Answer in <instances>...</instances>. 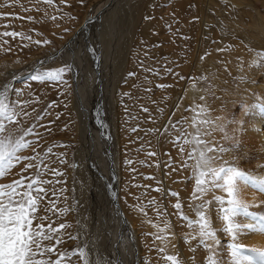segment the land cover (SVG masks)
<instances>
[{"label":"rangeland","instance_id":"1","mask_svg":"<svg viewBox=\"0 0 264 264\" xmlns=\"http://www.w3.org/2000/svg\"><path fill=\"white\" fill-rule=\"evenodd\" d=\"M96 1L97 0H83L81 3V0H65L64 3H61V0H54V3L46 4L37 2V0H0V32L7 31L23 34L15 39L11 36L0 37V91L4 90L5 82L12 71H19L33 61L32 59H38L59 48L64 41L69 38V35L79 24L82 17L90 11L91 5ZM130 1L132 0L118 1L117 5L113 7L115 9L109 10V14L106 12L109 16L104 19V22L102 21L103 19L98 21V24L102 22L104 24V26H102V24L99 25L98 33L100 35L97 36V39H100V42L94 39V41H92L94 46H89L90 49L88 48V50L90 51H87V55L85 51L87 47L85 44L90 41L91 36L85 37V30H82L83 35L79 37H83V41L81 42V40H79L80 42L74 46L76 48L78 47V51L76 52L73 48L75 55H79L73 57L75 60L72 58L74 62L73 68L71 65L64 63L56 66H49L47 68H38L31 73L51 71L63 67L66 69L63 73V81H32L29 79L30 74L24 79H17L14 81V85H10L11 89L15 88L21 90L19 96H17L12 94L10 89V99L26 102L23 104V110L28 113V115H21L19 117L18 125L12 126L21 129L31 127L35 133L40 134L39 137L36 135L27 137L29 140L37 141L39 146H32L36 148V152H33L32 147H30L24 150L21 155L34 156L37 152L43 154L46 149L49 147L52 148V152L48 153L47 159L44 161V163L48 165V170H45L43 166H41L40 170L45 173L43 178L49 179L53 183L51 185L42 186L45 188L55 187L58 195L57 197H52L49 193L44 203L47 205L48 200L56 199L59 208L70 206L72 211L68 212L65 216L57 219L56 215L52 213H49V215H52L53 220H56V224L67 223L72 225L70 228L61 230L62 232L71 233L74 236L77 235V229L79 228L77 221L81 223L83 221L92 220L94 218V209L92 208L94 207L97 211L98 206L104 204V202H102V193L95 190L93 192L84 181L79 182L77 171L76 157L78 156L77 152H81L84 149L80 139L83 129L86 126V121L81 114L84 111L83 107L75 101V95L72 92L75 90V80L77 78H84L87 75L89 78L88 87L90 91L94 89L95 98H98L97 101L92 104L95 115L92 120V125L96 124V126H98L100 124L103 128V132H105L107 136H111L108 135L110 130H113V132L117 130L116 132L120 134L114 133L117 143V152L113 151L114 154L116 152L117 167L120 171L118 173L120 183L118 187L119 194L117 193V202L120 200L118 204H121L122 210H124L123 212L127 215L130 223V220L134 218L132 216L134 215V211L140 214L141 220L143 221L139 223V219L137 224L133 223V227L138 235L135 240L128 238V242L125 241L126 245L129 246V244L133 245L135 243L134 247H136L137 244V248L139 249L137 253L139 260L138 264H168L163 257L165 254H173L166 249V245L161 244L157 247V240L155 239L157 236L161 235L160 237H162L164 234L163 237H167L168 235V237H170V235L172 237L173 235V233L169 232L168 228L165 229V226H162L166 223L168 224L169 219L166 218L168 216L164 205L169 207L172 216L175 217L177 221L178 234L177 232L175 234H177V238L180 239V241H184L181 243L185 249L187 247L191 254L193 252L191 247L195 245L199 247L200 245L198 239L190 238L195 235L193 228L182 218L181 210L174 207L179 201L182 206L183 214H186L190 219L194 217V212L186 203V193H184L183 196V192L179 188H175L174 185L170 183H167L166 186L160 180L162 177H160L159 174L164 173V175H167L169 169L170 172H175V170L172 167L174 162L170 151L173 129L169 117H167L170 112V106L167 110L163 105V98L160 96L162 94L164 95L166 90L168 93L170 87L161 88L158 87V85H172L174 82L172 78L173 73H168L167 69L172 68L174 71L176 69L179 77V80L177 79L178 81L184 82L191 80L194 83L197 81L198 86L204 91L207 97V104L213 109L212 115L214 117H219L227 121H231L235 118L242 122L241 126L243 125L242 127L244 129L250 119L254 118L255 122L260 119L259 121L262 122L260 131L263 132L262 135L264 136V111L259 107L260 105H264V96L260 98V95H264V66H261L259 63H252L253 60L259 59L256 56V52L264 51V36L259 26L260 23L264 25V0H241L240 5L242 6H239V8L235 5L232 7L233 4L228 0H214V2H211L213 4L210 3L209 6H206V8H208L207 14H209V22L207 21L202 28L204 30L202 31V35L204 36L202 37L203 40L201 39L202 47H200V50H202L201 56L205 57L201 60L203 63H201L202 65L200 64V66L193 62L191 56H188L191 55V53L182 54L180 57H177L176 60H173V62L169 57L172 56L171 54L173 53L170 50L181 43L186 47V44L192 42L193 44H190L194 46L195 49L197 48L195 39L196 35H199V11L201 9L200 5L202 6L203 4V0H150L148 4L143 5L142 10L138 13V17L130 14L131 10L128 7ZM127 8L130 10L129 12ZM28 17H32L33 20H29ZM52 17H55V19L53 20ZM238 17L241 19H237L239 24L237 20H235ZM226 18L228 20L231 18V21H227ZM241 21L245 24H242ZM229 22L235 24H232L233 26L231 27L227 24ZM98 24L92 25L94 27L91 28L93 31L92 36L97 31ZM3 25H8V27H2ZM239 29L242 30L239 31ZM115 36L120 38L119 42L124 48L129 44L127 49L128 53H126L129 63L123 68L124 72L122 71L123 74H121V78L117 80L113 75L115 71L113 67V61L116 56L115 50L111 51V49L108 48V44L113 41ZM25 37H31V39H26ZM86 39H88V41ZM208 39L212 42L210 40L208 41ZM5 40L7 43H2V41ZM45 40L49 41V43H43ZM36 41H40V43L37 44ZM96 41H98L97 45ZM221 43L222 45H220ZM215 45L216 47L217 45L223 47V51H219L216 55L208 51L211 46L213 47ZM84 48L86 49L84 50ZM205 53L207 54L204 55ZM101 54L103 56H101ZM90 58H92L93 62ZM250 58L252 60H250ZM109 59L112 61V64L109 62ZM182 62H184V64H182ZM91 64L94 65L92 66ZM172 64H174V66ZM100 65L101 68H99ZM90 66L91 68H89ZM194 68L199 69V73H197V69ZM75 70L76 74H78L77 78L74 74ZM194 70L197 72L194 73ZM130 73L134 75H129ZM16 75L18 74H15V76ZM181 76L185 77V79H180ZM242 76L245 78L241 79ZM200 77H206L207 79H200ZM195 78L196 80H194ZM170 80L171 83L169 82ZM2 85H4V87ZM79 85L78 88H80L81 93L84 94L85 92L84 95L88 97L86 90L81 88L82 84ZM206 89L214 92L215 96L210 95L209 91H205ZM105 90H107V92H105ZM107 98L108 101L111 100L115 103L113 104L115 108L112 107L111 109L113 118L106 117L107 109L105 100H107ZM97 102H99L98 112L95 110ZM49 105H51V107H49ZM254 105L256 107H253ZM145 108L148 109L147 112L144 111ZM185 110H187V106H185ZM79 112L81 113L79 114ZM222 114H226L224 115V117H226L224 118ZM38 116L42 117V119L37 120ZM230 121L227 122L226 125H228ZM83 122L85 123L82 124ZM97 123L99 124L97 125ZM111 123V126L108 125ZM81 124L83 125L82 127ZM104 124L106 126L105 128L108 127L106 131L103 127ZM166 125L167 131H165ZM233 126L235 127V125ZM134 128L137 129V131L134 132ZM47 129H51V131ZM150 129H158V131L153 133L149 131ZM243 133H246V130ZM242 138L243 135H241L240 139L242 140ZM107 139L110 141L111 137ZM217 141L219 140L217 139ZM100 143L102 144L101 148H104V142L102 143L101 141ZM181 143H183V141H181ZM243 145L244 147L242 150L237 153L243 157L240 161V166L243 169L255 171L258 174H264V168L258 167L260 163H264V138L262 137L257 147H248L244 143ZM95 148L98 152L100 151L99 145H96ZM149 152H155L156 155L149 156ZM224 159H229V155H225ZM61 161H63V163H61ZM128 161H131V163H128ZM32 162L38 163L39 161ZM27 163H29V161L18 163L4 178H0V184H7L12 180L19 179L22 175H33L35 169H29L27 172L21 171ZM157 166L159 173L157 172ZM52 168L57 169L58 172L63 173V175H52L50 171ZM83 174H85V171ZM189 176L190 171L187 173L186 179ZM177 180H179V177ZM191 180L192 179L189 180L188 178L186 181ZM56 181H59V183H56ZM61 188L64 189L62 194L59 193V189ZM156 188H159L160 191H155L154 189ZM194 189L195 182L192 180L190 192L192 193ZM249 189L258 192L252 188ZM171 192L179 193L177 196L173 197L170 194ZM258 193L264 195V193ZM221 194L222 193H219L218 195ZM205 198L211 199V194ZM152 200H155L156 205L149 204V201ZM165 200L167 204H165ZM161 204L163 205V209H161ZM111 206L112 204L109 205L108 208ZM151 206H153V209ZM141 209H143V211H141ZM251 210L264 211V206L261 208H252ZM157 211L160 213L159 216L155 215ZM40 214L43 215L44 213L41 212ZM141 214L144 216L142 215V217ZM164 215H166V217ZM163 217L165 218L163 219ZM147 218L149 220L151 219L152 225L155 221L156 223L160 222L158 223L159 227H157V225H149V220H147ZM164 220L165 222H163ZM242 221L250 222L248 220ZM56 224L53 226L55 227ZM161 226L164 231L159 230L160 228L162 229ZM82 236L83 234L80 235V239L86 240V237ZM185 237L188 238V245V242H185ZM221 241L227 244L230 240L221 237ZM77 243V240H69L67 236H64V243L58 246V251H63L65 249L72 250L76 247ZM147 243L149 244L148 246ZM238 243L245 247L252 248L248 244H243L242 242ZM161 248L166 250L160 252L159 249ZM96 254H98V252L94 253L93 258H96ZM206 254L207 256L209 255L208 252ZM224 255L225 259H227L226 253ZM53 259H55V257H53ZM77 259V257L72 258L73 264H75ZM199 260L196 258L197 262L195 264H199ZM161 261H163V263H161ZM180 261L182 260L180 259ZM182 264H184L183 261Z\"/></svg>","mask_w":264,"mask_h":264},{"label":"snow or ice","instance_id":"2","mask_svg":"<svg viewBox=\"0 0 264 264\" xmlns=\"http://www.w3.org/2000/svg\"><path fill=\"white\" fill-rule=\"evenodd\" d=\"M37 2L52 4L54 0H37ZM64 2L65 0H61V3ZM82 2L83 0H81ZM28 19L33 20L32 17H28ZM52 19L54 20L55 17ZM2 27H8V25ZM22 35L18 32H0V37L11 36L14 39ZM25 38L31 39V37ZM2 43L6 44L7 41H2ZM36 43L39 44L40 41H36ZM43 43L47 44L49 41L45 40ZM217 51H223V49ZM256 56L259 59L253 60L252 63L264 66V51H257ZM203 58L201 57V59ZM65 70L62 67L51 71L35 72L29 76V79L40 82L63 81ZM167 72L172 73L173 70L169 68ZM129 75L134 74L130 73ZM244 78L241 77V79ZM180 79L185 78L181 76ZM200 79L207 78L200 77ZM158 87H171V85H158ZM192 87H195V83L192 84ZM20 91L15 88L11 89V93L17 96ZM205 91H209L210 95L215 96L214 92L208 89ZM200 100L205 103L196 105L192 109L194 115L191 121L182 118L193 131L190 133L182 131L179 136H175L170 141L174 146L179 147L182 154L187 149L186 159L180 167L189 169L190 176L188 178L195 182V189L191 193L192 203L189 204V208L195 215L190 219L186 214H183L179 201L174 207L181 210L182 218L193 228L195 235L191 239H198L199 245L209 253L206 264H264V249L248 248L236 242L237 237L242 233H264V211L251 210L254 207L258 208L259 205L250 204L241 198L243 188H252L264 193V174H258L240 166L243 157L237 153L244 147L240 139L245 131L241 127L242 122L234 118L226 125L225 120L212 115L213 109L207 104L205 96H200ZM24 103L26 102L10 99L9 87L0 91V178H4L18 163L23 161H29V163L25 164L22 172L35 169L31 176L22 175L19 179L12 180L7 184H0V264H73V257L78 258L75 264H110L109 260L103 259L99 254L93 258L96 253V241L93 238L80 239V234L84 232L83 224L77 221L78 234L74 236L61 231L72 227V225L56 224V220H53L52 215H49L52 213L58 219L72 209L70 206L59 208L56 199L48 200L47 205L44 203L49 193L52 197L58 195L55 187L45 188L42 186L53 183L49 179H44L45 173L40 170L41 166L48 170V165L44 161L47 159L48 153L52 152V148L49 147L43 154L37 152L34 156L21 155L24 150L33 145L39 146L36 140H29L27 137L40 136L31 127L21 129L12 126L19 124L21 115H28L23 110ZM259 107L264 111V105ZM144 111L147 112L148 109L145 108ZM39 119L42 117L38 116L37 120ZM169 119L171 121V117ZM179 123V121L176 122V124ZM176 124H173L172 127H175ZM47 130L51 131V129ZM133 131L135 132L137 129L134 128ZM149 131L155 133L158 129ZM165 131H167V125ZM217 132L221 134L219 141L215 139ZM32 151L36 152V148L32 147ZM148 155L155 156L156 153L149 152ZM225 155H229V159H224ZM32 161L39 162L33 163ZM258 167L264 168V163H260ZM50 171L54 176L63 175L55 168ZM154 190L160 191L159 188ZM63 191V188L59 189V193L62 194ZM217 192L222 194L217 195ZM170 194L173 197L178 195L176 192ZM209 194H211V199H206L205 197ZM149 204H155V200L149 201ZM213 211L216 219L222 223L221 228H215L213 225ZM41 212L44 214L41 215ZM157 215L159 216L160 213L157 212ZM242 220L250 222L243 223ZM54 224H56L55 227ZM168 227L169 225L166 223L165 229ZM160 231H164V229H160ZM218 233L230 237V241L224 244ZM64 236H67L69 240L78 241L74 249L58 251V246L64 243ZM156 239L163 240L164 238L157 236ZM185 242H188L187 237H185ZM225 249H227V259L222 254ZM159 251L164 252L165 249L161 248ZM163 258L168 264H182L178 255L165 254ZM119 264H124L123 259L119 260Z\"/></svg>","mask_w":264,"mask_h":264},{"label":"bare ground","instance_id":"3","mask_svg":"<svg viewBox=\"0 0 264 264\" xmlns=\"http://www.w3.org/2000/svg\"><path fill=\"white\" fill-rule=\"evenodd\" d=\"M102 1V2H101ZM120 1V0H100V4L99 5H96L94 11H93V7H91L90 11L88 13H86V15H84L82 17V19L80 20L79 24L76 26V28L73 30V32L69 35V38L72 36V34L76 31L77 28H80L81 25L83 24L84 20L86 19V17L88 16H91V13L93 12H99L97 13L96 17L94 20H92L91 22L88 23L87 26H84L83 28L81 27V29H77L79 32H77V36H76V33H75V40L73 39L72 41L69 42V46L67 47H64L62 53L60 55H58V57H52L54 55V51H51L50 53H48L47 55H50L51 57L49 58V62L47 64H45L43 66V68H47L49 66H56V65H60V64H64V63H67L69 65L72 66L73 68V65H74V62L72 60V58L75 56L77 57L78 54L75 55L74 51H73V48L75 49V51L77 52V48L74 47L78 42H80L79 40H81V42L83 41V37H79V36H82L83 34H81V30H85L84 33H85V37L86 36H91L90 38V41H88V39H86L87 41V44L86 47L89 48V46L93 47L94 45L92 44V41H94V39L96 40L97 39V36H99L100 34L98 33V30H99V25L102 24V26H104L103 22H104V19L106 17H108L109 15H107V13L109 14V10L111 9H115L113 8L115 5H117V2ZM150 0H132L128 3V12L130 11V14L133 15V16H139L138 13H140V10H142L143 8V5H146L149 3ZM226 1V0H225ZM230 1L232 5V7L235 5L237 8H239V6H242L240 5L241 3V0L240 1H236V0H228ZM244 1V0H242ZM211 2H214V0H203V4L202 6L200 5V11H199V28L200 30L198 31L199 32V35H196V39H195V44H196V49L194 46H192L190 43L186 44L187 46L185 47V45H182L179 44L178 46H175L173 49H171L170 51H172L173 53L171 54L172 56H170L169 58H171V61L173 62V60H176L177 57H180L182 54H189L191 53V55H188V56H191V58H193V62H195L196 64H198L200 66L201 63V54H202V50H200V47H202V37L204 35H202V31H204L202 28L203 26H205V24L207 23V21L209 20V14H207V11H208V8H206V6L210 5ZM221 2V1H220ZM244 3V2H243ZM184 4V3H183ZM213 4V3H211ZM223 4H224V1H223ZM228 4V3H227ZM226 4V5H227ZM245 4V3H244ZM180 5V3H179ZM225 5V6H226ZM220 6H223V5H220ZM199 7V6H198ZM246 7V5H245ZM197 8V7H196ZM223 9V8H222ZM236 9V8H234ZM247 9V8H246ZM221 10V9H220ZM237 10V9H236ZM248 10V9H247ZM114 11V10H113ZM239 11V10H238ZM246 11V10H245ZM107 12V13H106ZM218 12V11H217ZM258 12V11H257ZM106 13V14H105ZM195 13V12H194ZM224 13V12H223ZM236 13V12H235ZM225 15V14H224ZM223 16V15H222ZM237 16V15H235ZM219 17V16H218ZM234 17V16H233ZM208 18V19H207ZM225 18V17H224ZM103 19V20H102ZM219 19V18H218ZM222 19V18H221ZM220 19V20H221ZM227 19V18H226ZM237 19H240L239 17L236 18L235 20ZM244 19V18H243ZM242 19V20H243ZM90 20V19H89ZM103 21L102 23L98 24L99 22L98 21ZM233 20V19H232ZM241 20V19H240ZM225 21V20H224ZM227 21H231V18ZM244 21V20H243ZM209 22V21H208ZM239 21L237 20V23ZM261 22V21H259ZM236 23V21H235ZM234 23V24H235ZM242 23V21H241ZM98 24L97 26V31L95 32V34H93L92 36V25H96ZM196 24V23H195ZM229 26H233V22H229L227 23ZM233 24V25H232ZM239 24V23H238ZM242 24H245L244 22ZM241 24V25H242ZM197 26V25H196ZM208 26V25H207ZM236 26V25H235ZM244 26V25H243ZM247 26V25H246ZM260 26V30H261V33L263 34L264 36V25H262V23L259 24ZM101 27V26H100ZM237 27V26H236ZM94 28V27H93ZM238 28V27H237ZM236 28V29H237ZM101 29V28H100ZM242 30V29H239V31ZM95 31V29H94ZM103 31H104V28H103ZM206 31V30H205ZM258 31V30H257ZM243 32V31H241ZM195 33V32H193ZM191 35V34H190ZM210 35V34H209ZM118 36V35H117ZM117 36H115L113 38V41L111 43H109V47L111 49V51L115 50V60L113 61V64H114V77L115 79H120L121 77V74H123V68H125L127 66V64L129 63V61L127 60V54L128 53V47H129V44L127 45V47L125 46H122L121 43L119 42L120 38H117ZM213 36V35H212ZM94 37V38H93ZM161 37V35H160ZM225 37V36H224ZM68 38V39H69ZM81 38V39H80ZM117 38V39H116ZM128 38V37H127ZM68 39H66L65 41H67ZM202 39V40H201ZM211 39V38H210ZM208 39V41L210 40ZM98 40V39H97ZM100 40V39H99ZM98 40V41H99ZM205 40V39H204ZM214 40V39H213ZM219 40V39H218ZM217 40V42H218ZM222 40V39H221ZM220 40V41H221ZM64 41V42H65ZM96 41V45H97V42ZM182 41V40H181ZM211 41V40H210ZM100 42V41H99ZM173 42V41H172ZM212 42V41H211ZM223 42V40H222ZM240 42V41H239ZM128 43V42H127ZM126 43V44H127ZM163 43V42H162ZM81 44V43H80ZM177 44V42H176ZM193 44V43H192ZM216 44V43H215ZM218 44V43H217ZM82 45V44H81ZM101 45V44H100ZM99 45V47H100ZM209 45V44H208ZM222 45V43L220 44ZM104 46V45H103ZM98 47V49H99ZM119 47V49H118ZM185 47V49H184ZM204 47V46H203ZM86 48H84L85 50ZM90 49V48H89ZM104 49V48H103ZM123 49V50H122ZM204 49V48H203ZM218 49H223L222 46H218L216 47L215 46H211L210 49L208 50L210 53H213V54H218L219 51H217ZM226 49V48H225ZM97 50V49H96ZM95 50V51H96ZM86 51V55H87V50ZM90 51V50H89ZM101 51V50H99ZM98 51V52H99ZM104 51V50H102ZM97 52V51H96ZM110 52V51H109ZM204 52V51H203ZM237 52V51H236ZM95 53V52H94ZM102 53V52H101ZM104 53V52H103ZM157 53V52H156ZM160 53V52H158ZM230 53V52H229ZM249 54H252L250 52H248ZM90 54V53H89ZM111 54V53H110ZM161 54V53H160ZM207 53H205L204 55H206ZM212 54V55H213ZM35 55V54H34ZM91 55V54H90ZM100 55V54H99ZM159 55V54H158ZM169 55V54H168ZM214 55V56H215ZM33 56V55H32ZM79 56V55H78ZM89 56V55H88ZM101 56H103L101 54ZM160 56V55H159ZM184 56V55H183ZM187 56V55H186ZM185 56V57H186ZM210 56V55H209ZM37 57V56H36ZM35 57V58H36ZM44 56H41L40 59H42ZM82 57V56H81ZM100 57V56H99ZM205 57V56H204ZM213 57V56H212ZM83 58V57H82ZM87 58V57H85ZM74 59V58H73ZM79 59V58H78ZM101 59V58H100ZM184 59V58H183ZM189 59V58H187ZM33 61H31L27 66L25 67H29V66H32L34 62H36L37 59H32ZM75 60V59H74ZM84 60V59H83ZM90 60L92 61V58H90ZM94 60V59H93ZM96 60V59H95ZM108 60V59H107ZM182 60V59H181ZM212 60V59H211ZM250 60H252L250 58ZM78 61V60H77ZM178 61V60H177ZM185 61V60H184ZM189 61V60H188ZM192 61V60H191ZM81 62V61H80ZM79 62V63H80ZM93 62V61H92ZM95 62V61H94ZM99 62V61H98ZM109 62H111L112 64V61H110L109 59ZM180 62V61H179ZM82 63V62H81ZM80 63V65H81ZM17 64V62H16ZM87 64H88V61H87ZM100 64V62H99ZM98 64V65H99ZM181 64V62H180ZM182 64H184V62H182ZM208 64V62H207ZM75 65H76V62H75ZM85 65V64H83ZM92 65V64H91ZM94 65V64H93ZM92 65V66H93ZM96 65V64H95ZM102 65V64H101ZM101 65L99 68H101ZM174 66V64H172ZM191 65V64H190ZM193 65V64H192ZM202 65V64H201ZM12 66H15V65H12ZM88 66V65H87ZM79 67V66H78ZM81 67V66H80ZM86 67V66H85ZM176 67V66H175ZM197 67V66H196ZM75 68V67H74ZM77 68V67H76ZM91 68V66L89 67ZM95 68V66H94ZM97 68V67H96ZM109 68V67H108ZM174 68V67H173ZM193 68V67H192ZM199 68V67H198ZM78 69V68H77ZM110 69V68H109ZM172 69V68H171ZM194 69H197V68H194ZM201 69V68H200ZM93 70V69H92ZM98 70V69H97ZM188 70V68H187ZM193 70V69H192ZM199 69H197L198 71ZM85 71V70H84ZM87 71V69H86ZM85 71V72H86ZM100 71V70H99ZM123 71V72H122ZM179 71V70H178ZM196 70H194V73L197 72ZM188 72V71H187ZM193 72V71H192ZM78 73V72H77ZM84 73V72H83ZM88 73V72H86ZM104 73V72H103ZM173 79H174V82L173 84L171 85L170 87V90H168V93H167V90H166V93L163 95H160L161 98H163V105L165 106V108L168 110L169 106V113H168V116L167 117H171V121L170 123L173 125V124H176L177 121H179L180 123L179 124H176L175 127H172L173 129V132H172V138L171 140L175 137V136H178L180 134V132L182 131H186V132H192L193 130L191 128H189L188 124L184 123V121L182 120V118L184 119H187L189 122L191 121L193 115H194V112L192 111L193 108L196 107V105H202L205 103V101H201L200 100V96H205V93L204 91H202V89L198 86L197 84V81L195 83V87H192V84L194 82H192L191 80L190 81H184V82H180L178 81L179 80V77H178V72L177 70L173 69ZM199 73V71L197 72ZM74 74H75V77L77 78L78 74H76V70L74 71ZM108 74V73H107ZM181 74V73H180ZM190 74V73H189ZM80 75V73H79ZM106 75V74H105ZM104 75V76H105ZM110 75V74H109ZM162 75V74H161ZM167 75V74H166ZM94 76V75H93ZM164 76V75H163ZM194 76V75H192ZM151 77V76H150ZM165 77V76H164ZM196 77V76H195ZM198 77V76H197ZM97 78V77H96ZM185 78V77H184ZM191 78V77H190ZM5 79V78H4ZM81 79H82V82H81ZM88 77L87 75L84 77V78H77L75 80V90L74 92V97H75V101L81 106L83 107V112H79V114L81 113L82 116L84 117L85 121H86V126L84 127L83 129V133H82V137H81V145L84 147V149L80 152H77V171H78V176H79V182H86L88 187L92 189V191L94 192L95 191H100L103 195V201L104 204L101 205V206H98V210L96 211L95 208L93 207L92 209H94V214H93V219L90 220V221H83L81 222L80 224H83L85 227H84V232L82 233L83 236L82 237H86L85 239H88V238H93L95 241H96V252H98L99 256L103 257V259L105 260H109L110 261V264H119V260L120 259H123L124 261V264H138L139 260H138V257H137V253L139 252V249L137 248V244H136V247L135 246V243L133 245L129 244V246L126 245V242L128 238L130 239H134L136 238V236L138 235L137 232L135 231L134 227H133V223L134 224H137L138 223V220L140 219L139 223L140 222H143L140 217V214H138L137 212L134 211V215H132L133 219H129L131 221V223L128 221V218H127V215L123 212L124 210H122L123 208L121 207V204L119 205L118 201L117 202V193L119 194L118 192V187H119V183H120V180H119V169L117 167V157H116V141H115V136H114V133H118V132H113V130H110V132H108V135H111L109 137H111V140L109 141V143H107L103 136H102V132H99L97 131V127L96 124L95 125H92V122H91V118L94 116V108L92 107V104L97 100L96 95H95V91L94 89L90 91V88L88 87ZM110 79V78H109ZM178 79V80H177ZM188 79V78H187ZM17 80V79H16ZM15 80V81H16ZM20 80V79H19ZM112 80V79H110ZM196 80V78L194 79ZM193 80V81H194ZM101 81V80H100ZM103 81V80H102ZM109 81V80H108ZM178 81V82H177ZM95 82V81H94ZM92 82V83H94ZM147 82V81H146ZM171 83V80L169 81ZM15 84V82H13ZM90 83V84H92ZM105 83V82H104ZM103 83V84H104ZM109 83V82H108ZM13 84V85H14ZM79 84H82L81 85V88H84V90H86V94L88 93V97H86L85 92L84 94L81 93L80 91V88H78V86H80ZM98 84V83H97ZM111 84V83H110ZM116 84V82H115ZM99 85V84H98ZM109 85V84H108ZM119 85V84H118ZM141 86V85H139ZM156 86V85H155ZM6 87H9V89H11L10 86H6ZM91 87V86H90ZM108 87V86H107ZM116 87V86H115ZM113 88V87H112ZM157 88V87H156ZM92 89V88H91ZM104 89V88H103ZM108 89V88H107ZM142 89V88H141ZM140 89V90H141ZM105 92H107V90H105ZM111 92V91H110ZM113 92V91H112ZM162 93V92H161ZM164 93V92H163ZM106 94V93H105ZM112 94V93H111ZM145 94V93H144ZM147 94V93H146ZM100 95V94H99ZM110 95V94H109ZM108 95V96H109ZM149 95V94H148ZM158 95V94H157ZM107 96V97H108ZM262 96H264L263 94L260 95V98H263ZM99 97V96H98ZM101 97V96H100ZM105 98V97H104ZM72 99V98H71ZM154 99V98H153ZM87 100V101H86ZM74 101V102H75ZM106 101V109H107V116L106 117H109V118H113L112 116V112H111V109L113 107V104H115L113 101L109 100L108 101V98ZM104 101V102H105ZM147 102V101H146ZM206 102H207V97H206ZM160 103V102H159ZM96 104V103H95ZM162 104V103H161ZM177 105H179V107H177ZM161 106V105H160ZM185 106H187V110H185ZM77 108V107H76ZM115 108V107H113ZM118 108V107H117ZM163 108V107H162ZM217 109V108H216ZM96 110V109H95ZM120 110V109H119ZM198 111V109H197ZM120 112V111H119ZM78 114V115H79ZM119 114V113H118ZM114 115V114H113ZM167 115V113H166ZM223 115V114H222ZM226 115V114H224ZM223 115V117H224ZM116 116V115H114ZM123 116V115H122ZM79 117V116H78ZM81 117V116H80ZM226 117V116H225ZM224 117V118H225ZM157 118V117H156ZM250 118V117H249ZM90 119V120H89ZM108 119V118H107ZM117 119V118H116ZM115 119V120H116ZM121 119V117H120ZM166 119V118H165ZM227 119V118H226ZM109 120V119H108ZM114 120V121H115ZM170 120V119H169ZM225 120V119H224ZM260 119H258L256 122H255V119L252 118L250 119V121H248V124H246L245 126V130H246V133H243V138H242V142L247 145L248 147H257L258 146V143L261 142L262 140V137L264 138V136L262 135L263 132L260 131L261 129V125H262V122L259 121ZM111 121V120H110ZM168 121V119H167ZM227 121V120H225ZM230 121V120H229ZM227 121V122H229ZM109 122V121H108ZM120 122V121H119ZM157 122V121H156ZM226 122V123H227ZM80 123V122H79ZM85 122H83L82 124H84ZM166 123V122H164ZM81 124V127L83 126ZM99 123H97L98 125ZM108 125H112L111 124H108ZM117 125V124H116ZM171 125V126H172ZM101 126V125H100ZM243 126V125H242ZM241 126V127H242ZM104 128L106 127L105 124L103 126ZM114 127V126H113ZM163 127V126H162ZM232 127H234L232 125ZM78 128V127H77ZM108 128V127H107ZM107 128H105L104 130H108ZM81 129V128H80ZM114 129H117V128H114ZM183 129V130H182ZM182 130V131H180ZM226 130H227V127H226ZM79 131V130H78ZM81 131V130H80ZM161 131V130H160ZM105 133V132H104ZM79 134V133H78ZM106 134V133H105ZM119 134V133H118ZM120 135V134H119ZM216 137L217 139L219 140L220 139V133L217 132L216 134ZM229 135H231V132H229ZM215 137V139H216ZM118 139V138H117ZM216 139V140H217ZM103 143V146L104 148H101V142ZM99 145L100 147V151L98 152V150L95 148L96 145ZM118 150V149H117ZM113 151H116L115 154L113 153ZM170 151H171V154H172V158H173V162L174 164L172 165L173 169H175V172H170V169H169V172L167 175H164L163 174H159L160 177H162L160 180L162 183H164L166 186H167V183H170V184H173L174 187L176 188H179L182 192H183V196H184V193L185 194V197L187 198V205L189 207V204L192 203V199H191V187H192V180L191 181H186V176H187V173L190 171L189 169H185V168H181V164L183 163V161L186 159V153H187V149H186V152L185 153H181L180 150H179V147L178 146H174L173 144H171V148H170ZM80 153V154H79ZM111 153V155H110ZM90 156V157H89ZM92 157V158H91ZM162 157V156H161ZM119 161V160H118ZM157 162V161H156ZM189 163H191V161H189ZM163 164V163H162ZM161 164V165H162ZM119 165V164H118ZM171 166V165H170ZM90 167V169H89ZM154 167V166H153ZM165 170V169H164ZM85 171V174H83ZM157 172H158V166H157ZM159 173V172H158ZM166 174V173H165ZM161 175H164V176H161ZM179 177V180H177V178ZM181 178V179H180ZM158 179H159V176H158ZM157 179V180H158ZM190 180V179H189ZM161 184V183H160ZM164 186V185H163ZM165 186V187H166ZM163 188V187H162ZM176 193H179V192H176ZM220 192H217L216 194L218 195ZM167 194V193H166ZM182 195V194H181ZM167 196V195H166ZM119 198V197H118ZM164 198V197H163ZM241 198L246 200L248 203L250 204H256V205H259L258 208H261L264 206V195L263 194H259L258 192H254V191H251V189L249 188H243L242 189V195H241ZM180 199V198H179ZM181 200V199H180ZM189 202V203H188ZM122 203V202H121ZM112 206L110 208H108L109 205ZM165 204H167L166 200H165ZM156 205V204H155ZM152 209H153V206H151ZM156 207V206H154ZM163 205L161 204V209ZM165 209H166V214L168 217H166V215H164L166 218H169L168 219V229H169V232L170 233H173L172 237L170 235V237H163L164 235H162V237L164 238L163 240H160V239H156V245L157 247L160 246L161 244L163 245H166V249L169 250L173 255H178V257L183 261L184 264H194L197 262L196 261V258H198L199 260V264H206V258H207V251H205L202 247H198V245H195L194 247L192 246L191 247V250L193 251L191 254H190V251L187 249H185V247L183 246V244L181 242H184V241H180V239L177 238V234H178V225H177V221L175 220V217L172 216L171 212H170V209L167 205H164ZM187 207V208H188ZM150 208V207H149ZM254 208H257V207H254ZM119 209V211H118ZM159 209V208H158ZM160 210V209H159ZM161 211V210H160ZM163 211V210H162ZM158 212V211H157ZM119 213V214H117ZM141 213V212H140ZM164 213V212H163ZM162 213V214H163ZM193 213V212H191ZM146 214V213H145ZM165 214V213H164ZM143 214H141L142 216ZM157 215V214H155ZM144 216V215H143ZM142 216V217H143ZM163 216V215H162ZM151 217V216H149ZM155 217V216H154ZM163 217V219L165 218ZM152 218V217H151ZM156 219V218H154ZM212 221L215 225L216 228H221L222 227V223L221 221L217 220L216 219V215H215V212L213 211V214H212ZM147 220H149L147 218ZM153 220V219H152ZM151 221V219L149 220ZM148 221V222H149ZM152 222V221H151ZM165 222V220L163 221ZM167 222V221H166ZM243 223H248V222H244L242 221ZM160 222H157L155 221V223L153 224L154 226H158L159 227V224ZM146 224V223H144ZM164 224V223H163ZM187 224V223H186ZM149 225H152V223H149ZM152 225V226H153ZM151 226V227H152ZM163 227L165 225H162ZM161 226V227H162ZM187 226V225H186ZM162 227V229H163ZM152 229V228H151ZM154 229V228H153ZM156 229H159V228H156ZM161 229V228H160ZM159 229V230H160ZM188 229V228H187ZM127 232V234H126ZM177 232V234H175ZM194 232V231H193ZM166 233V232H165ZM194 234V233H193ZM81 235V234H80ZM180 235V234H179ZM178 235V236H179ZM161 236V235H160ZM159 236V237H160ZM218 236L219 238L221 239L222 238H225V239H229L230 240V237L224 235L223 233H218ZM81 237V238H82ZM191 238V237H190ZM84 239V238H83ZM133 240V242H134ZM126 241V242H125ZM130 241V240H129ZM237 241L238 242H242L243 244H248L250 247L252 248H258V249H264V233H259V232H256V233H242L241 235H239L237 237ZM150 242V240H149ZM191 242V241H190ZM211 243V241H209ZM130 243V242H129ZM224 243V242H223ZM139 244V243H138ZM186 244V243H185ZM189 244V242L187 243V245ZM191 244V243H190ZM149 244L147 243V246ZM162 245V246H163ZM186 245V246H187ZM191 246V245H190ZM153 247V246H152ZM156 247V246H155ZM189 248V247H188ZM202 248V249H201ZM155 249V248H154ZM165 249V250H166ZM141 251V250H140ZM156 251V250H155ZM103 252V253H102ZM225 253L227 252V250L225 249L224 251ZM151 253V251H150ZM157 253V252H156ZM160 253V252H159ZM225 253H222V254H225ZM151 255V254H150ZM149 255V256H150ZM160 255V254H159ZM151 257V256H150ZM149 257V258H150ZM154 257V256H153ZM190 257V258H189ZM153 259V258H152ZM145 261V260H144ZM161 263H163V261H161ZM167 263V262H166Z\"/></svg>","mask_w":264,"mask_h":264},{"label":"water","instance_id":"4","mask_svg":"<svg viewBox=\"0 0 264 264\" xmlns=\"http://www.w3.org/2000/svg\"><path fill=\"white\" fill-rule=\"evenodd\" d=\"M101 2H102V1H101ZM101 2H100V0H97L93 5H91V7H93V11H94L96 5H99ZM99 12H100V11H99ZM99 12H93V13H91V16L86 17V19L84 20V22H83V24L81 25V27L87 26L89 22H91L92 20L95 19L97 13H99ZM89 19H90V20H89ZM79 29H80V28H78V30H79ZM78 30H76V34H77ZM70 41H71V38H69L66 42H64V43L62 44L61 48H60L59 50H56V52L58 51V53H59V52L63 51L64 47L69 46V42H70ZM55 54H56V53H55ZM15 79H17V78H15ZM89 120H90V119H89ZM92 120H93V118H91V122H92ZM97 131L102 132V127L100 126V124H99L98 127H97ZM101 134H102V136H103V138H104L105 141H109V140L107 139V135H106V134H104L103 132H102Z\"/></svg>","mask_w":264,"mask_h":264}]
</instances>
